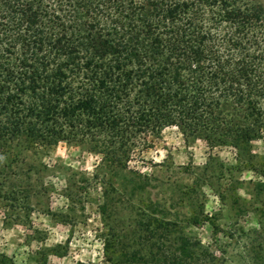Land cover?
<instances>
[{
    "label": "trees",
    "instance_id": "1",
    "mask_svg": "<svg viewBox=\"0 0 264 264\" xmlns=\"http://www.w3.org/2000/svg\"><path fill=\"white\" fill-rule=\"evenodd\" d=\"M165 127L253 160L264 139L260 0H0V148L85 138L123 170ZM191 247L183 238L174 253L106 262L205 264ZM0 264L19 263L0 252Z\"/></svg>",
    "mask_w": 264,
    "mask_h": 264
},
{
    "label": "rangeland",
    "instance_id": "2",
    "mask_svg": "<svg viewBox=\"0 0 264 264\" xmlns=\"http://www.w3.org/2000/svg\"><path fill=\"white\" fill-rule=\"evenodd\" d=\"M1 149L0 252L19 264L37 251L46 264H110L120 252L174 253L183 238L205 264H264V177L253 170L264 139L249 162L165 127L123 170L85 138Z\"/></svg>",
    "mask_w": 264,
    "mask_h": 264
}]
</instances>
